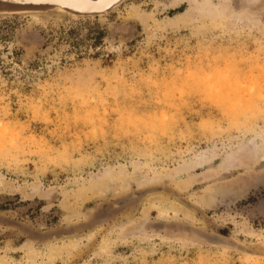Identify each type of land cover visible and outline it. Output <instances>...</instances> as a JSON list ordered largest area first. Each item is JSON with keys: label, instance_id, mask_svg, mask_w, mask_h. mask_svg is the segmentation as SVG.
Instances as JSON below:
<instances>
[{"label": "rangeland", "instance_id": "374dc122", "mask_svg": "<svg viewBox=\"0 0 264 264\" xmlns=\"http://www.w3.org/2000/svg\"><path fill=\"white\" fill-rule=\"evenodd\" d=\"M0 264H264V0L0 7Z\"/></svg>", "mask_w": 264, "mask_h": 264}, {"label": "water", "instance_id": "95a60500", "mask_svg": "<svg viewBox=\"0 0 264 264\" xmlns=\"http://www.w3.org/2000/svg\"><path fill=\"white\" fill-rule=\"evenodd\" d=\"M93 1H98V0H93ZM122 1L123 0H112L108 4H105V5H102L99 7H90V6H86L84 4H83L84 6H81L80 3L77 4V3L72 2L70 0H61V1H58V0H0V7L52 8V9H56V10H59V11H62L64 13H68L71 15L87 17V16L104 15V14L108 13L109 11H111L116 6H118ZM162 191H163V189L159 186H150V187L144 188L140 192V194L143 193V195H140L141 197H138V199L131 201L130 203L122 205V206H117V204L119 203L118 202L119 200L118 201L115 200L117 203H114L115 201H113L112 203H110L107 206V208H105L107 210V211L105 210V212H107L106 214H104V211H102L101 213H99L96 216V222L103 221V220L107 219L111 213H116V212H118V211H120V210H122L128 206L136 204L137 202L141 201L142 199H144L146 196H148L150 194L162 192ZM114 206H116V207H114ZM94 224L95 223L93 221L89 222V226H93ZM81 228H84V227L82 226ZM190 232L197 239L201 240L204 244H207L209 246H219V247L226 246L227 248H231V249H235V250H241V251L243 250L240 247H235V246H232L230 244L226 245L223 243H219L218 245H214V244L210 243L206 239V237H204L203 235L200 234V229H192L191 228ZM66 234H67L66 232H59V233H51L50 236L62 237Z\"/></svg>", "mask_w": 264, "mask_h": 264}, {"label": "bare ground", "instance_id": "6f19581e", "mask_svg": "<svg viewBox=\"0 0 264 264\" xmlns=\"http://www.w3.org/2000/svg\"><path fill=\"white\" fill-rule=\"evenodd\" d=\"M61 1V0H58ZM72 2L75 3H80L81 6H90V7H99L105 4H108L109 2H111L112 0H104V1H93V0H70ZM84 4V5H83ZM227 10V3L224 1H221V3L218 4V12L220 14H223L225 11ZM210 200V199H209ZM165 211L164 210H160V213L163 214ZM68 248H72V246H68ZM59 251V250H58ZM56 253V252H55Z\"/></svg>", "mask_w": 264, "mask_h": 264}]
</instances>
